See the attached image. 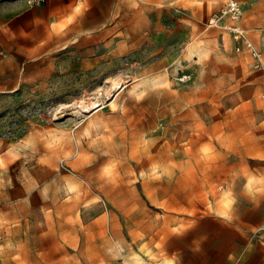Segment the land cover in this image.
Here are the masks:
<instances>
[{"label": "rangeland", "instance_id": "rangeland-1", "mask_svg": "<svg viewBox=\"0 0 264 264\" xmlns=\"http://www.w3.org/2000/svg\"><path fill=\"white\" fill-rule=\"evenodd\" d=\"M237 1L264 52V0ZM225 2L124 0L106 51L40 67L0 40V264L161 262L203 215L260 222L264 70L211 25Z\"/></svg>", "mask_w": 264, "mask_h": 264}, {"label": "crops", "instance_id": "crops-1", "mask_svg": "<svg viewBox=\"0 0 264 264\" xmlns=\"http://www.w3.org/2000/svg\"><path fill=\"white\" fill-rule=\"evenodd\" d=\"M145 2L152 4L153 0ZM158 2L160 9L171 5L170 0ZM145 6L154 9V5ZM123 9L124 0H49L40 6L10 0L0 8V19L5 17L0 24L1 53L5 57H20L24 63L38 61L40 67L46 57L62 49L106 51L108 35L116 37L122 29ZM112 17L114 27L110 28ZM150 21L153 22L152 16ZM223 31L221 42L230 41L235 52L231 35ZM237 54L250 60L253 66L247 53ZM252 208L264 215V202ZM261 219L259 223H250L241 216L203 215L172 232L168 259L147 264H264V216Z\"/></svg>", "mask_w": 264, "mask_h": 264}, {"label": "built area", "instance_id": "built-area-1", "mask_svg": "<svg viewBox=\"0 0 264 264\" xmlns=\"http://www.w3.org/2000/svg\"><path fill=\"white\" fill-rule=\"evenodd\" d=\"M49 0H25L29 6H40ZM244 11L237 0H227L221 11L216 14L211 25L228 32L234 41L236 53H247L253 59L254 69H263V52L255 45L248 31L242 24Z\"/></svg>", "mask_w": 264, "mask_h": 264}, {"label": "bare ground", "instance_id": "bare-ground-1", "mask_svg": "<svg viewBox=\"0 0 264 264\" xmlns=\"http://www.w3.org/2000/svg\"><path fill=\"white\" fill-rule=\"evenodd\" d=\"M132 92H133V91H132ZM132 92H131V93H132Z\"/></svg>", "mask_w": 264, "mask_h": 264}]
</instances>
